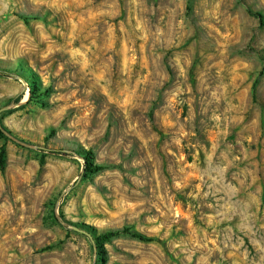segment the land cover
<instances>
[{
    "label": "rangeland",
    "instance_id": "1",
    "mask_svg": "<svg viewBox=\"0 0 264 264\" xmlns=\"http://www.w3.org/2000/svg\"><path fill=\"white\" fill-rule=\"evenodd\" d=\"M0 71V264H264V0H0Z\"/></svg>",
    "mask_w": 264,
    "mask_h": 264
},
{
    "label": "trees",
    "instance_id": "2",
    "mask_svg": "<svg viewBox=\"0 0 264 264\" xmlns=\"http://www.w3.org/2000/svg\"><path fill=\"white\" fill-rule=\"evenodd\" d=\"M0 75H3V76H6V72H1L0 71ZM33 91H34V88L31 89V96H33ZM0 132L4 135V136H10L11 135V132L5 128L3 125H0ZM54 153H60V152H54ZM85 157L87 162H86V167H87V171H89L90 173H98L100 171H102L104 169L103 166L101 165H95L94 162H93V153L91 151H88V152H85ZM6 165V153H5V149L2 147L1 150H0V170L1 172L4 174L5 173V166ZM124 233H127V230H124L123 231ZM119 233V231H116V232H108L104 235H101L98 239L99 240H102V239H109L111 237H115L117 236ZM92 237H93V234H91ZM133 236L136 237V238H139L141 240H145V241H151V240H148L146 239L145 237H143L141 234L137 233V232H134L133 233Z\"/></svg>",
    "mask_w": 264,
    "mask_h": 264
}]
</instances>
